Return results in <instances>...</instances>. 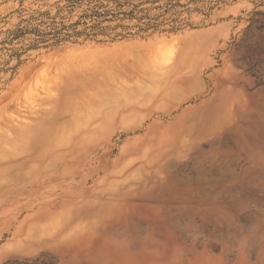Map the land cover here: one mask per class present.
<instances>
[{
    "label": "rangeland",
    "instance_id": "obj_1",
    "mask_svg": "<svg viewBox=\"0 0 264 264\" xmlns=\"http://www.w3.org/2000/svg\"><path fill=\"white\" fill-rule=\"evenodd\" d=\"M0 264H264V0H0Z\"/></svg>",
    "mask_w": 264,
    "mask_h": 264
},
{
    "label": "trees",
    "instance_id": "obj_2",
    "mask_svg": "<svg viewBox=\"0 0 264 264\" xmlns=\"http://www.w3.org/2000/svg\"><path fill=\"white\" fill-rule=\"evenodd\" d=\"M95 13H96V14H92V15H94V16H99V15H101V14L98 13L97 11H95ZM56 34H57V35H56L57 37H60L61 35H62V36H66V34H65L64 32H61V31H57Z\"/></svg>",
    "mask_w": 264,
    "mask_h": 264
}]
</instances>
